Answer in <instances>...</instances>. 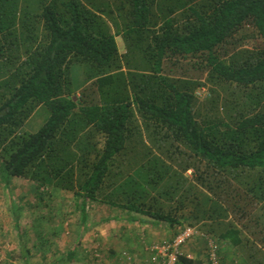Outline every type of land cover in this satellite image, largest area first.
<instances>
[{
    "label": "trees",
    "instance_id": "obj_1",
    "mask_svg": "<svg viewBox=\"0 0 264 264\" xmlns=\"http://www.w3.org/2000/svg\"><path fill=\"white\" fill-rule=\"evenodd\" d=\"M0 179L48 209L74 193L82 226L101 204L104 223L200 225L264 264V0H0ZM51 236L45 262L79 264L82 241Z\"/></svg>",
    "mask_w": 264,
    "mask_h": 264
},
{
    "label": "rangeland",
    "instance_id": "obj_2",
    "mask_svg": "<svg viewBox=\"0 0 264 264\" xmlns=\"http://www.w3.org/2000/svg\"><path fill=\"white\" fill-rule=\"evenodd\" d=\"M117 42L120 51L125 50L123 38L118 37ZM72 70L75 79L82 81L83 68L75 65ZM207 94L208 87L206 86L204 91L198 94V96L203 101L206 99ZM47 116L48 113L45 109L39 110L25 125L24 133L36 132L46 121ZM187 175L191 176L192 171H189ZM53 199L54 202L51 203L52 208L48 209L38 200L34 199V194L28 182L14 180L9 188H4L0 179V264H23L21 260L13 259V256L19 254L22 245L23 248L29 250L27 255L30 264H48L49 261L45 262L42 258L38 244H40V238H42V241L44 238H49L53 230H57L60 233L57 236L52 235L50 238L53 241V248L63 251L65 246H70L77 239H80L82 246L79 256H82L84 259L82 263L90 264L88 263L89 260L94 264H98V262L100 263L105 260L109 255L110 235L106 237V225L101 222L104 218L111 215V213L106 208H103V206L99 204L95 205L94 215L91 214L93 217L88 219V229H86V232H84L85 230L80 232V226L76 225L80 211L77 210L75 204H80L81 199H76L75 194L72 192H62L59 190L54 191ZM20 207L22 209L19 212V225L23 232L22 237L19 236L18 230L16 231L13 226L16 223L13 209L19 210ZM186 211L188 212V210ZM75 214H79L77 218ZM69 216L75 220L72 221L74 224L69 222L70 225L68 226L66 223L63 224V217L68 218ZM119 223L115 231L120 229L121 224L124 226L123 222ZM197 227L204 233L200 225H197ZM115 231L113 230V232ZM220 244L224 264H240L235 249L230 245L226 246L225 242L221 241ZM125 250H127L126 247ZM122 257V264H130L129 262H132L130 255L128 256V254L124 253ZM49 258L53 260L55 258L54 253Z\"/></svg>",
    "mask_w": 264,
    "mask_h": 264
},
{
    "label": "crops",
    "instance_id": "obj_3",
    "mask_svg": "<svg viewBox=\"0 0 264 264\" xmlns=\"http://www.w3.org/2000/svg\"><path fill=\"white\" fill-rule=\"evenodd\" d=\"M2 186L5 188L3 184ZM95 205L97 204H93L88 207V219L90 217H93L91 216V214L94 215ZM103 208L105 207L103 206ZM107 211L110 212L109 210ZM110 213L111 215L106 217L107 219L110 217H115L117 214H119V212L114 211ZM106 218H104L103 220H105ZM103 220L101 223L106 225L105 235L106 237L110 235V247L108 248L109 255L105 258V260L101 261L100 263L98 262V264H122V255L124 253L128 254V256H131L132 262H129L130 264H158L150 262L151 255L150 251H148V246L152 243H155V240L162 242L167 241L171 239V237H173L172 232L167 230L165 227L153 225L152 223H129L127 221L122 220L120 222H123L124 226H122L123 224H121L120 229L115 231L117 226L120 224L119 222L108 224L104 223ZM69 222H67L66 225L69 226ZM72 224L74 223L72 222ZM76 225L80 226V232L84 230V232H86L89 223H87L85 226H82L80 222H76ZM13 226L17 231L15 223L13 224ZM113 230L115 232H113ZM225 245L228 246L229 244L225 242ZM125 247L127 248V250H125ZM206 248L207 242L203 237H193L187 244L182 247V255L196 262L201 261L202 264H209ZM80 259L81 260L79 264H84L82 263V261H84L82 256H80ZM88 263L94 264L92 261L89 260Z\"/></svg>",
    "mask_w": 264,
    "mask_h": 264
},
{
    "label": "built area",
    "instance_id": "obj_4",
    "mask_svg": "<svg viewBox=\"0 0 264 264\" xmlns=\"http://www.w3.org/2000/svg\"><path fill=\"white\" fill-rule=\"evenodd\" d=\"M203 237L207 242V257L209 264H223L222 247L218 240L206 235L198 227L187 226L172 240L155 242L148 246L151 262L158 264H179L182 247L193 237Z\"/></svg>",
    "mask_w": 264,
    "mask_h": 264
}]
</instances>
